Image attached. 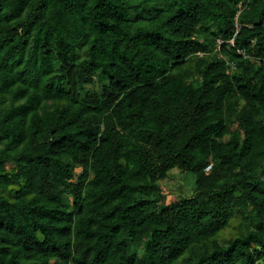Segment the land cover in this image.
I'll list each match as a JSON object with an SVG mask.
<instances>
[{
	"label": "trees",
	"instance_id": "obj_1",
	"mask_svg": "<svg viewBox=\"0 0 264 264\" xmlns=\"http://www.w3.org/2000/svg\"><path fill=\"white\" fill-rule=\"evenodd\" d=\"M0 264H264V0H0Z\"/></svg>",
	"mask_w": 264,
	"mask_h": 264
},
{
	"label": "rangeland",
	"instance_id": "obj_2",
	"mask_svg": "<svg viewBox=\"0 0 264 264\" xmlns=\"http://www.w3.org/2000/svg\"><path fill=\"white\" fill-rule=\"evenodd\" d=\"M195 184V176L191 172H182L180 170L172 169L170 171V178L161 182L163 191L166 194L168 201L177 200L184 196H192L194 194L193 187ZM239 218H235L232 225L222 233V240L230 238L237 230Z\"/></svg>",
	"mask_w": 264,
	"mask_h": 264
},
{
	"label": "built area",
	"instance_id": "obj_3",
	"mask_svg": "<svg viewBox=\"0 0 264 264\" xmlns=\"http://www.w3.org/2000/svg\"><path fill=\"white\" fill-rule=\"evenodd\" d=\"M210 167H211V165L207 167V170H209V169H210Z\"/></svg>",
	"mask_w": 264,
	"mask_h": 264
}]
</instances>
